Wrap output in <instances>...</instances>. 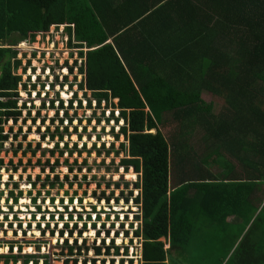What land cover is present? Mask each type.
<instances>
[{"label":"trees","instance_id":"trees-1","mask_svg":"<svg viewBox=\"0 0 264 264\" xmlns=\"http://www.w3.org/2000/svg\"><path fill=\"white\" fill-rule=\"evenodd\" d=\"M63 28L69 46L80 53L76 65L69 66V59L65 68L73 74L80 67L84 79L78 85L90 110L94 109L92 99L99 109L106 103L104 114L107 108H118L125 122L116 138L121 135L128 144L121 143L120 151L115 153V144L109 151L106 144L104 151L96 144L93 149L99 158L104 153L117 158L124 155L119 168L126 173L133 169L140 177L134 200L132 193L130 198L122 193L125 203L132 199L140 211L135 220L141 225L134 236L141 241L142 258L137 261L264 264V0H0V97L7 99L0 101V115L6 117L0 124L10 119L18 123L22 116L18 106L22 77L14 74L23 67L19 47L35 45L38 38L49 39L53 30ZM38 53L34 52V58ZM205 94L223 105L218 114L213 111L214 100H205ZM78 95L74 97L83 109ZM51 106L56 109L54 101ZM23 107L28 109L26 103ZM121 119L113 111L112 120L120 123ZM57 120L63 126V118ZM87 120L92 124V118ZM38 121L33 118L35 125ZM77 121L83 123V119ZM42 122L46 127V119ZM51 122L55 125V118ZM73 122L67 117L68 125ZM96 122L101 125L103 119L96 118ZM61 126L53 133L48 126L42 136L43 142L49 138L55 144L49 153L52 158L58 154L56 163L44 166L40 161L39 168L43 174L47 169L56 174L62 167L70 175L85 169L92 174L88 160L78 169V162L70 165L68 160L61 166L65 155L83 158L89 153L92 158L94 154L88 152V142L82 150L78 143L69 149V142L64 143L65 135L71 137L69 127L61 131ZM3 130L0 127L4 144L9 135H3ZM74 130L83 141L78 126ZM84 130L88 132L87 127ZM29 148L34 157L39 152L46 157L48 150L42 151V142L35 151L32 144ZM174 171L180 175L176 188L172 186ZM74 178L78 181L79 176ZM60 180L56 175L52 182L49 176L43 188H73L69 175L66 182ZM113 187L121 188L120 183L108 184L109 190ZM15 196L12 193L18 204ZM78 227L74 225V230ZM65 228L69 229V223ZM74 230L69 232L71 238ZM64 234L60 232L62 238ZM64 244L71 257L76 251L82 255L78 240L72 246L68 240ZM104 248L108 255L113 249L121 255L114 241ZM94 250L98 257L103 255V247ZM128 252L126 248L127 256ZM129 263L134 264V259Z\"/></svg>","mask_w":264,"mask_h":264},{"label":"rangeland","instance_id":"rangeland-1","mask_svg":"<svg viewBox=\"0 0 264 264\" xmlns=\"http://www.w3.org/2000/svg\"><path fill=\"white\" fill-rule=\"evenodd\" d=\"M64 33H65V28H64V32H62L61 30L60 32L56 31L54 34H52L51 37L52 40L51 39L49 40L48 38L46 39L38 38L37 43L35 45L32 46L30 45L27 47L28 49H23L21 51L23 58H27L28 53L31 51L34 52L46 51L45 52V59H46L47 51L49 49L52 50V48H54L53 49L54 52H57L60 55V60H59L60 63L57 64L55 60L49 61L46 59L47 65L46 67H44L45 63L43 61L39 62L37 60L35 62L41 63L43 68L41 66L37 67V65L34 62L33 65H36L37 69L29 70V68L27 67L28 60L25 61V67H24V61L23 59H20L22 61V66H23L22 68H26V73L24 75L22 70H17L14 71V74L22 77V81L19 83V87H18L19 96H20L19 97L20 99L18 100V106L20 110H22V116L19 119L18 123H16L13 120H10L9 123L7 121L2 125L4 129L3 133H7L9 135V139L6 140L4 144L0 142V163L3 162V167H1L0 164V168L7 167V172L5 171V173L9 175L8 177H10V174L15 175V178H12L11 184L9 185L10 193L12 194L14 192L16 197L18 194L21 195L23 193L24 197L20 196V198L22 197L23 198L22 200H24L25 198V200L29 201L30 203L25 206H22V202H20L19 200V203L16 205L17 207L16 212H19L20 214H22L23 217L29 220V216L32 215V213H34L31 212V208L35 209V206L37 207L42 206L41 207L42 212L44 211L46 215L52 214L53 218L55 215L56 216L62 215V217L64 218L63 222L69 223V229H68L69 231L65 227H63L65 233H67V235H64L63 241H61L60 237L59 239H57L56 230H54V235L51 238L49 236L50 233L48 231H45L44 235H42L41 233L42 237L41 236L38 237V239L41 240L40 241L41 243H37L38 245L45 244L48 246V249L45 252L46 256L42 257L43 259L47 258L49 262L48 264H51V261H53L52 264H87L86 261H88V264H95L93 263L94 260L98 262L97 264H104V261H106L105 264H130L129 263L130 259H134V264H140V262H138L137 259L142 255L141 241L137 240L136 237L134 236L135 230L139 228L138 227L139 225H141L140 222L135 220V215L136 216L139 215L140 211L139 208L133 203V200L137 197L135 185L140 181V177L132 169L128 173H126L119 168L120 161L125 158V156L122 155L121 152L119 158L115 156L108 157L106 153H104V156L102 158H99L97 153L95 152V149H93L96 144L98 149L103 150L102 146L103 144L106 143V151H109L112 148L111 144H115L116 146L115 153H117L118 151L121 150L120 148L121 143L128 144L124 139V137H121V135H120V139L116 138V142L114 143L116 135L121 134V131L120 133H118L119 132L118 127L121 126L122 124L116 123L117 125L114 127V123L112 121L107 122L108 116L110 114L109 110L111 109L107 108L105 115L104 105L102 109H99V107L94 108V110H90V108H85L84 101H86L87 98L85 97L83 92H79L78 95L79 100L83 99V104H84L83 109H81V107H77L76 97L73 98L74 99L73 109L71 108V106H69V108L65 107L66 101L69 100L72 96L71 92L72 91L77 92L78 90H80L78 84L83 82L84 77H82V75L80 74L79 69H77L76 72H74L73 74L67 72L66 75L65 70L62 72L63 69H66L65 66L67 59H70V62H67L69 66L76 65L77 61L80 59L78 58L80 57L79 50L69 46V42L65 40L67 39V37L64 35ZM55 42L57 43V45L53 46ZM68 55H70V57H68ZM18 58H20V55ZM79 66L81 65L79 64ZM65 78H67V80ZM25 84L28 85V90L24 89ZM62 84L63 87L61 86ZM71 84L73 85L72 88H70ZM34 85L37 86L36 90L35 88H33ZM48 86H51V88ZM63 92H67L70 95V98L65 99L63 97ZM88 98H92V94L89 93ZM204 98L205 100H210V101L214 100L213 111L214 113L218 114L223 106L221 102H219L217 99L211 98L207 94L204 95ZM59 100L63 101L64 112H68L69 114L68 116L64 114L61 107L59 108V116L56 115L55 110H52V108L49 107L50 102L54 101L56 110H58L57 106L59 105ZM92 100L94 103H96V100L94 99ZM23 103H26L28 109L23 107ZM45 103H46V107H45ZM52 111H55V114H52ZM116 116H118L117 113ZM36 117L39 119V121L35 125L33 123V118ZM58 117L59 119L63 118L64 120L63 126H61V124L58 122L57 120ZM67 117L73 118V120H77V118L83 119V123L80 124L77 122H73L72 124L68 125ZM54 118L56 120L55 125L54 123L52 124L51 122V120ZM90 118H92V124L89 123L87 120ZM96 118L103 119L101 125H99V123L97 124ZM44 119H46V127L43 126L42 121ZM166 119L172 120L173 118L172 116L171 117L168 116ZM26 120L27 122L25 124ZM67 125L69 127V132L71 133V137L68 138V136L65 135L64 143L69 142V147H70L69 149L73 148L74 143H78L79 149L82 150V148L84 147V143L88 142L89 144L88 152L94 154L92 155V158L90 157L89 153L84 154L83 158H81L79 155H74L73 158H69L67 155H65L63 159H60L61 166H63L65 160H68L70 165H76V163L78 162L79 164L76 166V169H78L79 167L83 166L86 160H88L90 166L93 169L92 174H89L87 169H85L84 173L82 174L76 171V173L70 175L68 173V169L65 167L56 169V174H53L50 171V169H47V172L43 174L42 169L39 168L38 163L40 161H42V165L45 166L49 161H51L52 165H54L56 163V160L58 159V154L55 158H52L49 153L50 150L55 149V144L51 142L49 138L47 139L46 142H43L42 140L43 134L47 133L46 132L47 127L51 126V132L53 133L56 131V128L58 126H61V131H63V128H66ZM77 126L79 129L78 131L79 134L83 135L84 137L83 141H81L78 138L77 131L74 130V127ZM86 127L88 128V132L84 130V128ZM30 128H32L33 130L32 133L29 131ZM39 128L42 129L40 132H39ZM20 129L23 131L20 132ZM37 132L40 135V139L33 140L32 135ZM16 134H18V138L14 139V136ZM96 137H101V139ZM197 137L198 134L195 136V139ZM41 142H42V151L48 150L45 151L47 152L46 157L43 158V152H39L38 155L34 157L33 153L29 151L31 150L29 147L32 144L33 150L35 151L36 149H38V146ZM21 147L23 148L21 149ZM63 147L64 144H61V149H64ZM64 151H66V149ZM16 152H19V154L15 155ZM201 157L203 158L202 155ZM114 161H116L115 164L116 166L112 164ZM104 162H107L106 164L107 166L103 165ZM110 167L111 169L109 171L108 168ZM16 169H18L19 171L13 174L11 171ZM133 172L136 174L135 180L132 181L127 180L126 174H130ZM3 173L0 172V181L4 179ZM1 175L3 176V178L1 177ZM56 175L60 176L61 179L60 181L63 183L64 181L66 182V180H64L65 177L69 175V182L73 183L74 185L73 188L70 189L68 188L69 186L66 185L63 190H60L58 187H56L54 190H51L50 188L44 189L43 185L47 181V178L51 176L53 182L55 181ZM77 176H79L78 181L76 180V178H74ZM17 177H19L18 180ZM39 177H41V181L38 180ZM85 177H88V181H85L84 179ZM117 177L119 178L117 179ZM8 180H10V178ZM179 180H180V175L174 171L172 175V186L173 187L178 186V184L180 183ZM16 181H18L19 184H16ZM26 181H28V183H31L33 181L37 183V187L34 188V192L39 193V196H37V198H33V196H35L34 193L31 194V196L28 198L25 197V191L28 189L27 188L28 184H26ZM7 182H5V180L3 181L4 184H6ZM109 183H120V187H121L120 190H117L115 187L109 190L108 189ZM127 183L130 185L129 188H126ZM13 186H14V190L13 188H11ZM40 193H42V196L40 195ZM47 193L50 194L47 195ZM66 193H68V196ZM105 193L107 195L106 200L105 199L101 200L104 198ZM122 193H124L123 196L124 198L127 197L130 198V194L132 193L133 200L131 199L128 204L125 203L122 197ZM109 198L111 199L114 198L111 201V203L107 202ZM72 199H73V204L71 203ZM89 199H94L96 203L88 202ZM117 199L119 200V202H116ZM35 200L38 201L37 204H33L32 207L28 208V205H32L31 201H35ZM81 200L83 201L82 203ZM4 204L5 201L2 204V207L4 208L3 210L5 211V209L7 208L5 207ZM107 207L108 210L105 211ZM114 207L116 210H114ZM96 210L97 212H95ZM5 212H9V210L7 209V211ZM12 212H14V209H12ZM93 212H95V214L96 213L100 214L103 212V214L101 215H105L104 217L100 216L102 220L101 221L99 220L98 223L96 224L98 228L93 227V224L95 223L94 221L90 223V221L88 220L90 217V213ZM116 213H122V215L118 216ZM114 214L116 215L114 216ZM71 215L73 216V220L69 219V221L67 222L66 219L70 218ZM80 217H83V221L78 219ZM44 220H46V218ZM87 221L89 222L88 229H86L84 225ZM76 224H78L79 226L78 231L74 230V225ZM103 224H106L105 228L101 227L103 226ZM72 229L74 230L73 238L69 236V232ZM91 229L94 230L96 233V237L94 238L88 237V233L89 232L91 233L92 231ZM36 230L40 232L38 228L31 230V236L33 237V240L31 241L34 240L35 242L37 241V239L35 238ZM82 230L85 232H83L81 238L79 233ZM101 230H102L101 236L99 237L98 233ZM108 231H110V235H108ZM126 232H128L129 236H126ZM6 237L3 238V236H0V239H6ZM32 237L28 238L23 236L18 240H25V239L27 240V238L32 239ZM114 238H115L114 245L120 248V254H121L120 256L115 254L114 249L111 251L112 254L108 255L107 250H105L106 248H104V247L112 246L110 240H114ZM11 239L13 240L16 239L14 236V232H13V237ZM67 239H69L68 240L69 246L74 245V241L78 240L79 242L78 247H83L84 249L82 255L80 252L76 251L74 252L73 257L70 256L69 251L66 248V244H64L65 241H67ZM118 240H121V244L119 245L118 243H116V241ZM103 241H106V246L103 245ZM56 242L59 244L57 245ZM2 244H6V242H3ZM85 247L90 251H87ZM99 247H103L104 249L103 255L100 257L96 255V251L94 250L95 248H99ZM29 248H34V247H29ZM126 248L129 249V252L127 253L128 256L125 253ZM1 249H8V247ZM89 253H91V255ZM27 255H36V253L27 254ZM10 259L11 258H5L4 259L6 260L5 264H10ZM37 259L38 258H27L25 260L28 261V260H37ZM68 259H70L68 261L69 263H66ZM76 260H78L79 263H77ZM113 260L114 263L112 262ZM122 260L124 261V263L121 262ZM17 261L18 258H13L14 263H17Z\"/></svg>","mask_w":264,"mask_h":264},{"label":"built area","instance_id":"built-area-1","mask_svg":"<svg viewBox=\"0 0 264 264\" xmlns=\"http://www.w3.org/2000/svg\"><path fill=\"white\" fill-rule=\"evenodd\" d=\"M56 31H57L56 29L53 30L52 34H54ZM62 32H64V28L62 29ZM51 37L52 36L49 37V40L50 39L52 40ZM65 40H67V42H69L68 37ZM54 45H57V43L55 42V44H53V46ZM28 46H30V44H23L19 48L21 50L28 49L27 48ZM53 49L54 48H52V50L49 49L47 51V58L46 59L49 61L55 60L56 63L58 64V62L60 63V61H59L60 58H58L59 54L57 52H54ZM45 52L46 51L39 52L38 54H36V58H34V51L29 52L27 58H23L22 52H21L19 54L20 58H18V59H23L24 67H25V61L26 60H28V63L31 61V66H29V70L30 69H36V65H33V63L37 60L39 62L43 61L45 63L44 67H46L47 62L45 59ZM68 57H70V55H68ZM68 60L69 59H67V61ZM80 65H82V61L80 62ZM77 69H79V68H77ZM28 73H29V71H28ZM48 87L51 88V86H48ZM45 98H47V97H45ZM0 101H6V98L0 97ZM115 102L118 104V100H116ZM51 105L52 104L50 103L49 107H51ZM85 105L87 108L88 103L86 102ZM105 107H106V103L104 104V109H105ZM94 108H98L97 103H94ZM113 111H115L118 114V116H116L117 118L121 117V110L111 108V110H109L110 114L108 116V119H112ZM1 118L3 120H5V117H2L0 115V119ZM112 122L114 123V126L117 125L115 120H112ZM3 124H0V127H3L2 126ZM118 128L120 131L121 128L120 127H118ZM3 135H7V133H3ZM111 146H112V144H111ZM5 171H7V167L0 168L1 173L5 172ZM10 175H12V174H10ZM2 178H3V176H2ZM3 181H4V179H2V181H0V211H1L0 212V231H2L4 233L3 238H5L6 236L7 237H6V239H0V249L8 247V253H7L8 255L7 256H10L13 258H18V259H24V260H22V262L19 261L16 264H26L27 260H25V259H27V258H38L37 260H30L29 264H36L37 261L39 262V264H48L49 262H48L47 258L46 259L42 258V257L46 256L45 252L47 251L48 246L45 244H39L38 245L37 244L38 243L37 241L39 240L38 237H35L37 239L36 242H35V240L31 241V240H33V237H32V239H28L29 237H31V230L38 228V229H40V232L42 233V235H44L45 231H48L50 233V235H49L50 238L52 235V231L56 230L57 231V237H58L60 235V232L64 230L63 227H65L67 223L63 222L64 218L62 219V215H57V216L55 215L53 218L52 214L46 215V213L44 211L42 213H40V208L42 206H40V207L35 206V209L31 208V212H34V213H32V215L29 216V220H27V218H23L22 214H20L19 212H16L17 207L13 205L14 204L13 199H10V201H11L10 205L7 204V200L9 199V194H11L9 191V185L11 184V181L8 180V182L6 184H4ZM17 182L18 181H16V183ZM26 184H28V186H27L28 189L25 191V197L28 198V197H30L31 193H34L35 196H33V198H37L38 194H37V192H34L32 183H28V181H26ZM11 188H13V190H14V186ZM2 195L4 196V198L2 197ZM47 195H48V193H47ZM19 196H20V194L17 195V197H19ZM4 201H5L4 205L9 210V212H5L3 210L4 208L2 207V204L4 203ZM21 202H22V200H21ZM33 202L34 201H31L32 205H29V208L33 206ZM13 207H14V212H12ZM33 210H35V211H33ZM106 210H108V207H107V209H105V211ZM27 211H28V209H27ZM94 214H95V212L90 213V217H92L93 219L90 220V217L88 219L90 221V223H92V221L95 222L93 224V227L95 226V224L98 223L99 220L100 221L102 220V218L100 216H102V217L105 216V215H101V214H103V212L100 214L99 213H96L95 215ZM9 215H10V217H12V219L7 218ZM36 217H39V219H37ZM45 218H46V220H44ZM80 218H78V219L80 220ZM69 219L70 218H67L66 221L68 222ZM86 224H89V222L87 221L84 225H86ZM4 225H8V227L5 228V227H3ZM13 225H15V227H12ZM41 225H43V227H41ZM61 225H63V226H61ZM103 226H104V224H103ZM103 226H101V227H103ZM11 230H13V232H14V236L16 238L15 240L11 239L10 235H8L9 232L11 233ZM25 235H28L27 240L26 239L25 240H18ZM39 241H41V240H39ZM3 242H6V244H2ZM39 243H41V242H39ZM56 244L58 245L59 243L56 242ZM56 244H54V245H56ZM27 247H34V249L36 251V255H27L26 254V248ZM141 258H142V255L140 257H138L137 260H139ZM52 262L53 261H51V264H52ZM0 264H3V263H0ZM12 264H15V263H12Z\"/></svg>","mask_w":264,"mask_h":264},{"label":"clouds","instance_id":"clouds-1","mask_svg":"<svg viewBox=\"0 0 264 264\" xmlns=\"http://www.w3.org/2000/svg\"><path fill=\"white\" fill-rule=\"evenodd\" d=\"M31 66V65H30ZM74 66V65H73ZM29 68V67H28ZM76 68H79V67H76ZM37 69V68H36ZM67 70H68V73H70L69 72V69L68 68H66ZM21 70H22V72L24 73L25 71L23 70V68H21ZM63 70H65V69H63ZM63 70H62V72H63ZM36 71V70H35ZM24 75H25V73H24ZM67 75V74H66ZM78 76H79V74H78ZM82 77H83V75H82ZM80 92V90H78L77 92H71V94H72V96H71V98L69 99V100H67L66 101V103H65V107L66 108H69V106H70V103H71V101H73V98H74V95H76V93H79ZM84 96V95H83ZM64 100V99H63ZM60 101V100H59ZM69 101V102H68ZM63 102V101H62ZM85 103L87 102V100L86 101H84ZM51 104H52V102H50ZM88 103V102H87ZM117 104V103H116ZM118 104H119V100H118ZM76 105H77V107H79L78 105H79V103L78 102H76ZM58 107V110H56V109H53L52 108V106L50 107V108H52V110H55L56 111V115L58 114V111H59V108H60V102H59V105L57 106ZM85 108H86V105H85ZM87 108H89V104H88V107ZM119 110V109H118ZM62 111L64 112V109H62ZM65 113V112H64ZM115 114H116V112H115ZM6 118V117H5ZM120 119H121V117H119ZM10 120H13V119H10ZM9 120V121H10ZM9 121H8V123H9ZM14 121V120H13ZM111 121H112V119H111ZM76 122L77 123H79V121H77L76 120ZM117 123V122H116ZM120 123L122 124L121 126H119L120 128L121 127H124L125 126V122H124V120H122L121 119V121H120ZM68 126V125H67ZM115 127V126H114ZM121 131V130H120ZM120 131L118 132V133H120ZM122 137V136H121ZM97 138H99V137H97ZM116 142V137H115V141H114V143ZM85 143H87V142H85ZM84 143V144H85ZM106 144V143H105ZM103 146H104V144H103ZM102 146V147H103ZM112 147V146H111ZM3 167V166H2ZM123 171H124V169H122ZM133 170V169H132ZM134 171V170H133ZM7 172V171H6ZM13 174H15L13 171H11ZM2 177V176H1ZM10 181L12 180V178H15V175H10ZM36 181H37V179H36ZM32 183V185H33V190H34V188H35V182L33 181V182H31ZM16 184H19V182H17ZM14 193V192H13ZM31 194H33V193H31ZM37 194H38V196H39V193L37 192ZM49 194V193H48ZM137 195H138V193H137ZM21 196V195H20ZM20 196L19 197H16V198H19V200L21 199H23L22 197L20 198ZM31 196V195H30ZM2 197L4 198V196L2 195ZM10 199H13L14 200V206H16L17 204H16V202H15V199L14 198H12V194H9V199L7 200V204H9L10 205V203H9V201H10ZM31 199V198H30ZM21 200H20V202H21ZM33 204H35V202H33ZM51 204H52V202H51ZM28 208H29V205H28ZM12 209H14V207L12 208ZM111 209V208H110ZM114 210H115V207H114ZM40 213H42V211H40ZM118 216H120V215H122V213H116ZM116 214H114V216L116 215ZM72 216V215H71ZM128 218V217H127ZM96 225V224H95ZM105 226H106V224H104V228H105ZM95 227V226H94ZM98 228V227H97ZM40 230V229H39ZM92 230V229H91ZM64 231V230H63ZM99 232H102V230L101 231H99ZM25 237H28V235H25ZM51 237H52V235H51ZM59 237L61 238V240L63 241V238L61 237V235H59L58 237H57V239H59ZM67 240H69V239H67ZM111 241V244H112V242L113 241H115V238H114V240H110ZM8 258V257H7Z\"/></svg>","mask_w":264,"mask_h":264},{"label":"bare ground","instance_id":"bare-ground-1","mask_svg":"<svg viewBox=\"0 0 264 264\" xmlns=\"http://www.w3.org/2000/svg\"><path fill=\"white\" fill-rule=\"evenodd\" d=\"M35 64L37 65V67H39V66H41L42 68H43V66H42V64L41 63H38V62H35ZM67 72L68 71H65V74H67ZM63 97L65 98V99H69L70 98V95L67 93V92H63ZM26 98V97H25ZM52 114H55V111H52ZM11 123V122H10ZM50 124V123H49ZM77 138V137H76ZM32 139L33 140H36V139H40V135L38 134V132L37 133H35V134H33L32 135ZM48 147H50V146H48ZM3 175H4V180H5V182H7V180L9 179V175L7 174V173H3ZM5 177H7V179H5ZM18 178L19 177H17V180H18ZM119 177H117V179H118ZM126 178H127V180H129V181H132V180H135V178H136V175H135V173L133 172V173H130V174H126ZM88 202H90V203H96L95 201H94V199H89L88 200ZM27 204H30L29 203V201H27V200H25V198H24V200H22V206H25V205H27ZM24 215V214H23ZM23 218H25V217H23ZM35 232H39L38 230H36ZM41 233V232H40ZM87 233V232H86ZM10 237L12 238L13 237V231H11V235H10ZM32 237V236H31ZM37 237V236H36ZM42 237V236H41ZM88 237H92V238H94V237H96V233H95V231L94 230H92L91 231V233L89 232L88 233ZM118 241H120V243H118V245L119 244H121V240H118ZM28 249H31V251H28ZM27 254H34V253H36V251L34 250V248H27ZM7 252H4L3 251V249H1L0 250V254H3V255H5ZM117 258V257H116Z\"/></svg>","mask_w":264,"mask_h":264},{"label":"snow or ice","instance_id":"snow-or-ice-1","mask_svg":"<svg viewBox=\"0 0 264 264\" xmlns=\"http://www.w3.org/2000/svg\"><path fill=\"white\" fill-rule=\"evenodd\" d=\"M65 71H67V69H65ZM5 179H7V177H5ZM9 203H11V201H9ZM5 211H7V209H5ZM8 219H12V217H7ZM37 219H39V217H36ZM3 227H5V228H7L8 227V225H4ZM12 227H15V225H13ZM41 227H43V225H41ZM4 235V233L2 232V231H0V236H3ZM8 235H11V233L9 232L8 233ZM35 235L37 236V237H40L41 236V233L40 232H36L35 233ZM64 235H67V233H65ZM87 235V234H86ZM38 243L40 242V241H37ZM116 243H120V241H116ZM3 251L4 252H7L8 251V249H3ZM28 251H31V249H28ZM90 255H91V253H89Z\"/></svg>","mask_w":264,"mask_h":264},{"label":"crops","instance_id":"crops-1","mask_svg":"<svg viewBox=\"0 0 264 264\" xmlns=\"http://www.w3.org/2000/svg\"><path fill=\"white\" fill-rule=\"evenodd\" d=\"M58 58H60V55H58ZM36 140H39V139H36ZM135 175H136V174H135ZM25 180H28V179H25ZM262 185L264 186V183H263ZM176 187H177V186H176ZM176 187H175V188H176ZM56 237H57V236H56ZM7 255H8V254H5V255L0 254V257H1V258H0V263L5 264V263H6V260H4V259L7 258V257H8V258H11V259H10V264L14 263V262H13V257L7 256ZM22 260H23V259H18L17 263H18L19 261L22 262ZM4 261H5V262H4ZM15 264H16V263H15Z\"/></svg>","mask_w":264,"mask_h":264},{"label":"flooded vegetation","instance_id":"flooded-vegetation-1","mask_svg":"<svg viewBox=\"0 0 264 264\" xmlns=\"http://www.w3.org/2000/svg\"><path fill=\"white\" fill-rule=\"evenodd\" d=\"M24 197V196H23Z\"/></svg>","mask_w":264,"mask_h":264}]
</instances>
